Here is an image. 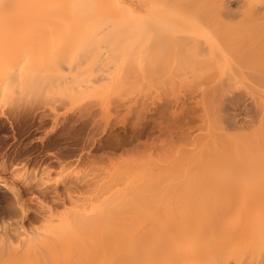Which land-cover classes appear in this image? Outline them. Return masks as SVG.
Listing matches in <instances>:
<instances>
[{
  "label": "rangeland",
  "instance_id": "1",
  "mask_svg": "<svg viewBox=\"0 0 264 264\" xmlns=\"http://www.w3.org/2000/svg\"><path fill=\"white\" fill-rule=\"evenodd\" d=\"M124 1L131 6L133 13L128 11L125 6H116L114 0H91V7L86 12L78 10L79 13L77 15L67 18L66 15H63L61 11L63 9L61 8H74L72 0H37L36 7L39 9H55L54 11L60 15L55 18V21L43 22L35 19L33 23L39 24L43 22L46 26L51 27L54 32L58 33L75 27L80 33L87 35L81 36L78 45L67 47L68 50H75L72 56H67L61 55L63 48L66 47V42L51 41V46H48L49 43L46 38L48 31L39 33L35 36V45L41 50L36 54L35 58H46L45 62L51 60V58H91L90 61L94 59V62L91 63L89 61L91 64L88 67L90 68L85 70V74H83L84 72L82 73L83 76L79 75L81 77L85 76L83 78L85 84H82V86L87 85L88 88L83 87V89L88 92L80 93L79 96H77L79 93L77 95H75L76 93H71L73 95L69 96H73L72 98L77 96L76 98L79 97V99L74 98L76 100H73L71 98V100L68 96H63L64 92H60L63 97L56 92L50 93V95H43L42 97L38 96L41 99L34 94H23V99H20L22 97L20 95L17 99L18 101L16 100L17 97L0 99V180H5L9 187L12 185L16 189H21L20 200L22 201V209L25 208L24 214L26 215H23V213L16 215L8 211L5 208L7 204L5 196L2 194L0 195V227L5 228L9 225L11 227L12 224L18 223L21 224L23 230L25 229V233L29 236L46 234L52 238L56 234H52L53 228L58 227L63 221L75 220L74 216H77L78 211L82 214L83 210H85V219L88 225H86L87 228L83 226L85 227L84 233H80L79 236L76 234L78 237L75 235L76 242L65 248L56 247L44 251V254L38 253L39 257L35 256L37 259H34V261L31 259L33 262L27 259L31 264H67L66 262H72V264H194L199 260L197 258L199 252L214 256L213 253L215 251L213 252V249L218 248V245L219 248H222L223 258L221 259L234 261L236 255L240 253V249L235 247L234 243L228 241L223 244V239L219 237L220 233L218 232V234H214L215 237L212 235L213 233H207L206 239H209V241H206L200 247V251L190 260L179 256L178 251L182 246L189 249V247L194 245L193 241L196 237L193 235L178 237L175 233L165 232L166 228L176 225L182 227L192 225V221L196 219L193 209L198 212L199 208H202V211L198 212V215H202L201 213L205 211L204 208L207 211L209 208L210 211V209L213 210L214 208H221L222 205L225 206L222 196H218L220 200H216L217 198L212 200L208 197L212 201L206 199L204 202L206 204L203 203L204 205H198V202H196L194 205L190 204L188 206L186 203L164 207L161 211L159 210L160 212L156 211V213L154 211L156 214L139 218L132 217V212L130 213L128 210L130 206L126 208L124 205L126 200L128 202L133 197L134 194L131 192L136 189L134 187L145 184L148 177L150 178V171L155 168V165L158 166L156 163L161 164V162H166L164 160L173 158L171 155L172 151H176H174L175 156L181 153L182 147L186 145V148L183 149H187L188 145L189 149L195 148L200 145L201 141L204 142L209 140V138L213 141V137L219 130L218 126L216 127L219 124H216L218 121L214 117L213 120L215 121L212 120V117L208 118L212 114H208V111H205L202 92L200 93L202 91L201 85H199L200 83L196 84V82H204L205 76V79H208L215 76V74H211L209 71L212 70L208 69V67L206 68V66L205 70L203 65L200 69L202 71L198 70L199 72L197 73L194 71L192 74L189 72L191 76L188 75L191 78L190 82L187 75H183L186 73V68H184V62L182 63L181 61L183 58H189L185 62L187 63L186 67H189L188 64L195 61V59L193 60L192 57L185 53L186 49L183 51L181 43L169 41L170 43L165 47L161 55L163 58H159L158 61L167 62L164 59L170 60L168 57L177 52L176 57L172 56L174 58L170 60L174 61V64L172 66V62L170 64L168 61L169 66L172 67L168 66L170 70L165 72V77L161 73L160 77H163L162 80H160L159 76V81H157L158 78L154 79L151 76L153 72L150 73V65L157 64L158 66L159 62L155 63L153 61L154 58L151 61L150 0ZM185 2L180 5L178 15L185 19H190L195 13L191 7L184 5ZM174 4L177 5V2L172 5ZM172 9L174 11L175 6ZM106 12L109 16H107L108 14H103ZM109 29H113V34L116 38L114 46H106L103 41L93 37L95 34L106 32ZM89 38H94L95 42L92 39V43L89 42ZM97 58H102V60L103 58H115V62L116 58H120V60L117 59L119 61L116 62L115 66H112L113 59H110L112 63H104L106 60L104 62H101L102 60L96 61ZM178 58L182 59L180 60L181 63H178ZM155 59L157 61V58ZM199 59L202 58H198L197 61ZM166 62L164 63L166 64ZM203 62L202 64H204ZM176 64L179 68L183 66L184 71L181 68H176ZM162 66L164 68V64ZM174 68L175 70L178 69V71H174ZM179 70L185 73L182 74ZM172 71L177 74L174 75ZM194 73H200L202 76L204 74L205 76L202 77L195 74L194 76L196 77H194ZM169 75L172 77H170L171 83L168 78ZM178 75H182L184 78L182 76L180 78ZM78 78L77 80H80ZM110 78L113 81L110 80V82L108 80ZM182 78L185 85L182 81H178ZM186 78L187 80H185ZM166 79L169 83L166 82ZM173 79L178 82L173 81ZM81 81L82 79L78 82ZM103 81L106 82L103 84L102 89H98L100 88L99 84L104 83ZM112 82L113 84H111ZM162 82L163 85L166 84L165 86L167 87L168 85V87L163 86ZM172 82H175L174 85L176 87L173 86ZM96 84L98 86L93 89V85ZM171 84L172 86H169ZM239 85L241 89L238 90H242L241 93H245L246 97L261 99L260 96L263 93L260 90L261 88L253 90V87L245 85L246 88L241 83ZM82 86H80V89ZM178 87L180 88L178 89ZM194 88L196 91L193 90ZM89 89L94 93L89 92ZM96 89L103 92L96 93ZM175 90L178 95L183 93L188 95L187 93L191 90V96H188L193 100L188 96H184L185 94L181 96L187 97V100H185L187 102L186 106L189 109H195L197 112H195L194 116V118L198 116L195 118L197 120L195 125L198 124L197 126L199 127V123L202 124L197 129L195 125H192L195 120L192 121L191 125L195 126L196 128L194 129L198 131L190 132L193 129L188 130L190 134H183L180 130L178 132L176 130L177 133H172L173 136L172 134H168V136L162 133L161 135L154 124L157 123L155 125L157 127L159 125L161 128L164 127L163 124L167 126L170 117L172 118V111L180 110L183 103L174 104V106L169 108L171 111L166 109L164 114L159 115V111L162 108L161 104L164 101L162 99ZM157 91L160 95H158ZM88 93L91 94L88 95ZM161 93H164V95ZM193 93L195 94L194 96ZM81 94L84 96L81 97ZM25 98L28 99L26 100L28 103H26ZM33 98L37 100H33ZM20 101L23 102L21 103ZM31 101L32 104L35 103L36 105L32 106ZM15 105H18V110ZM86 105L87 107H85ZM33 108L37 110V113L43 111L46 113L52 112L50 116L56 113L57 120L52 119L53 116H48L51 120L45 125L40 124L39 120H20L19 112L26 109L33 110ZM67 115L71 116L68 120L65 119ZM167 115H170L169 119ZM18 116L19 119L17 120ZM15 117L16 119H14ZM154 119L157 121L155 120V122ZM150 132L155 134L152 135ZM153 138L157 140L154 141ZM169 140L170 143L176 142L175 145H172V143L169 145ZM194 141L198 143H194ZM164 142L165 144H163ZM167 144L169 146H164ZM193 144L196 146H193ZM158 154H160L162 161L159 159L160 156ZM152 160L154 161L152 162ZM69 192L73 197L69 195ZM72 198H75L74 200L76 201ZM121 203L124 205L122 210L124 212L121 211L120 213H124L127 216L118 217L120 213H117L116 217H109L111 216L109 212L112 209H115L112 210L114 212L122 208ZM119 204H121L120 207H117ZM152 209H154V206ZM101 210L108 214L102 218H100L101 216L98 217V214H101ZM151 213H153L152 210ZM14 216L15 218L17 216L18 221L15 220ZM21 221L22 223H20ZM243 221L244 218H236L233 215L224 218V222H230L232 225L242 224ZM201 223L208 226L211 225L209 220H204ZM51 235L53 236L51 237ZM213 241L214 244L212 243ZM215 241L217 242L216 246ZM20 244L21 242H15L17 246H20ZM31 258H34V256ZM259 260L258 257H255L252 260L253 263L246 264H259L257 263ZM203 264H219L218 257L211 258L203 262Z\"/></svg>",
  "mask_w": 264,
  "mask_h": 264
},
{
  "label": "bare ground",
  "instance_id": "2",
  "mask_svg": "<svg viewBox=\"0 0 264 264\" xmlns=\"http://www.w3.org/2000/svg\"><path fill=\"white\" fill-rule=\"evenodd\" d=\"M184 1H186L184 5L194 10L195 14L190 19H185L178 15L180 5ZM36 2L37 0H0V99L17 97V100L20 95L22 96L20 99H23V94H34L37 97H42L43 95H50V93L53 94L56 92L61 95L60 92H64L63 96L69 97L75 93V95L79 93L77 96H79L80 93H87L88 91L86 92L83 89V87L86 88L87 85L82 86V84H85L83 81L85 76H81L86 73L85 70L90 68L88 66L94 62V59L90 61L91 58H51V60L45 62L44 60L46 58H35L36 54L41 50V48L35 45V36L39 33L48 31L46 36L49 43L48 46H51V41L54 42L58 40L66 42V47L63 48L61 55L67 56H72L75 51L74 49L68 50L67 47L78 45L81 36H86L87 34L80 33L75 27L68 28V30H64L61 33L54 32L51 27L46 26L43 22L55 21V18L60 14L55 12V9H39L36 7ZM114 2L116 6H125L128 8V11L134 12L131 6L127 5L124 0H114ZM175 2H177V5H172ZM72 3L74 8H61L63 9L61 10L63 15H66L67 18L77 15L80 10L86 12L91 7V0H72ZM174 6L175 9L173 11L172 7ZM103 14L107 15L108 13L106 12ZM107 16H109V14ZM35 19H39L43 22L35 24L33 23ZM113 33V29H109L106 32L95 34L93 37H97L99 40L103 41V44L106 46H114L116 38ZM94 38H89V42L92 43L91 39L93 40ZM169 41L181 43L183 51L186 49L185 53L192 57L193 60L195 59L192 63H189L191 61L188 62L189 67H186L187 63H185L189 58H183V60L178 58L179 61L177 60L178 63L184 62L186 73L181 70L179 71L180 73L182 72V74L185 73L183 75H187L189 80L191 79L189 72L192 74L194 71L196 73L202 71L200 69L203 65L204 69L206 66V68L208 67V69L212 70L209 71L211 74H215V76L212 75L213 77L208 79H205L206 76L203 74V76H205L204 82H196V84L200 83L199 85H201L202 91H200V93L202 92V101L205 106V111H208V114H212V116L210 115L208 118L212 117L213 120L214 117V119L218 121L216 124L219 123L216 125L219 129L217 132L218 134L215 132L216 137H213V141L210 140V138V141L205 140L209 142L207 144L205 141H201L205 143L204 145L201 142L199 146L193 144V146H196L195 148L189 149L188 145L187 150L183 149L186 148L187 145L185 147L181 146L182 152L175 156V150L172 151V154L170 152L173 158L164 160L166 162H161V156L158 154L160 158L159 156L157 157L161 160V164L156 163L158 166L155 165L154 169H150V178L148 177L147 179L148 183L143 180L145 184L134 187L136 189L133 188L135 193L131 190V193L134 195L128 202L126 200V204L124 203V205L126 208L130 206L129 208L132 210L129 208L128 210L130 213L132 212V217L139 218L150 214H156V211L160 212L164 207L167 208L168 206L186 203L188 206L190 204L194 205L196 202H198V205H204L206 204L204 203L206 199L211 198L213 200L214 198L215 200V198H217L216 200H220L218 196H222L223 202H225L223 203L225 206L222 205L223 208L221 206V208L210 209V211L209 208L208 211L204 208L205 211L201 213L202 215H198V212L202 211V208H199L198 212L193 209L196 219L192 221V225L188 227L176 225L165 229V232L175 233L178 237L190 235L196 237L193 241L194 245L189 247V249H186L184 246L180 248L178 251L179 256H183L190 260L200 251V247L205 244L206 241H209V239H206L207 233H213L212 235H214L218 232L221 234H219V237L223 239V244H225V241L226 243L228 241L234 243L235 247L240 249V253L237 251L239 254L236 255V259L234 261L221 259L223 258L221 253L222 248H219L218 245V248H215V250L213 249V252L215 251V253H213L214 256L199 252V254H197L199 260L194 264H203V262L214 257H218L219 264L253 263L252 260L255 257L260 259L257 263L264 264V0H150L151 61L152 58H157V61H155L156 59H153V61L158 63V59L163 58L161 55L165 47L170 43ZM176 53L168 58L172 60V58H174L172 56L176 57ZM196 58L202 59L197 61ZM97 59L96 61L102 60V58ZM110 59L114 60L115 58H103L101 62L109 60L108 62H104L109 63L111 61ZM117 59L120 60V58H116V62L119 61ZM164 60H167V62L169 61L170 64L172 62L171 65L173 66L174 61H170L167 58ZM180 60L182 61L180 62ZM89 61L91 63H89ZM112 62H110L112 66H115V60ZM161 62H159L160 65L158 64V66L157 64H152L154 67L150 65V73L153 72L151 76L154 79H157L159 76V78H161L160 80H162L163 77H160V74L162 73L164 76L166 74L165 72L172 67L169 66V62L168 64L166 61H163L162 64ZM164 62H166V64ZM202 62L204 64H202ZM163 64L164 68L162 66ZM182 67L180 68L184 71ZM176 68L180 69L177 67V64ZM178 69L175 70L174 68L173 70L178 71ZM174 71H172V73L176 75L177 73L175 74ZM196 73H194L193 76ZM196 75L200 76L201 74L198 73ZM170 77L171 75L168 77L171 83L172 77ZM77 78L80 80L82 79V81L78 82L80 80H77ZM159 78L157 81H159ZM183 78L178 81H182L184 84ZM108 80L110 81L112 78ZM185 80H187V78ZM195 80L197 79L195 78ZM173 81L175 80L173 79ZM105 82L101 84H99L100 82L97 83L100 86L98 89H102ZM166 82H168V80ZM175 82L172 83L173 86L176 87V85H174ZM240 83L247 87H253V90L255 88H261L260 90L263 92L261 93L263 96H260V100L259 98L253 99L246 97L244 95L245 93H241L242 90H238L241 89ZM97 84L93 85V89L98 86ZM111 84H113V82ZM80 86H82L81 89ZM169 86H172V84ZM104 87L106 86L104 85ZM179 88L180 87H178V89ZM190 88L192 89L191 86ZM193 90H195V88ZM90 91L94 93L91 89H89V92ZM190 91L187 93L188 95L192 93ZM95 92L100 93L103 91H98L96 89ZM175 92L176 90L168 93L163 99L159 96V98L164 100L161 104L162 108L159 111V115L164 114L166 109L174 106V104L183 102L180 110H178L179 112L175 110L172 111V118L170 117V119V115H167L169 119V124L167 126L163 124V128L159 125L157 127L155 125L157 123L155 122L158 118H156L157 120L154 119V121L156 120L154 126L159 130L160 134L162 133L163 135L174 134L176 130L177 132L180 130L183 134L189 133L188 130L190 131L192 129L193 130L190 132H195V130L201 127L200 124L202 123H199V127L197 126L198 124L195 125V122H197L195 118L198 117L196 116L194 118L196 111L193 108L189 109L185 101L187 97L181 96L184 94V96L188 95H186V93L178 95V93L176 94ZM91 93H88V95ZM164 93L161 94L164 95ZM158 95H160V93H158ZM194 95L193 93V96ZM83 96L84 95L81 94V97ZM193 96L192 98H194ZM41 97L38 98L41 99ZM72 97L73 96L69 98L71 99ZM76 97L74 96V98ZM74 98L72 99H79V97L76 99ZM34 99L37 100L36 98H33V100ZM26 100L28 99L25 98V101ZM26 103L28 102L26 101ZM31 105L33 106L36 104H32L31 101ZM87 105L85 107H87ZM15 107L17 109L18 105H15ZM44 112L45 111L37 113V110L34 108L33 110L26 109L19 112V116L21 118L20 120H39V123L42 125L50 122L51 118H48V116H53L52 119L57 120L56 113L50 116L52 112H45L46 114ZM166 117L164 118L166 119ZM70 118V115L65 116L67 120ZM14 119H16V117ZM192 121H194V123ZM191 124L195 125L197 129H194L196 127ZM154 134L155 133L152 135ZM160 134H158V136H160ZM214 138H216V140H214ZM165 142L163 144H165ZM168 142L170 143V140ZM195 142L197 141H194V143ZM171 143L169 145H171ZM175 143H172V145H175ZM169 145L167 144L164 146ZM157 149H159V147H157ZM153 161L154 160H152V162ZM11 186L9 187L5 180H0V195L4 194L7 203L5 208L16 215H20L21 213L25 215V208L22 209V201L20 200V196L22 195V193L20 195L21 189L19 190ZM69 195H71L70 192ZM71 196L73 197V195ZM211 199L209 200L212 201ZM121 204L122 208H117L119 210L116 209L117 211L114 212H112V210L115 209H112L109 212L111 215L109 217H116V214L124 209L123 203ZM121 204L117 207H120ZM153 206L155 210L152 209ZM113 207L115 208V206ZM151 210L153 213H151ZM83 211L85 212V210ZM84 212L81 214V212L79 213L78 211L77 216H74L75 220L63 221L58 227L53 228L52 234H59L58 236L51 235V237L53 236V240L46 234L33 235V237L29 236L25 233V229L23 230L21 224L18 223L12 224L11 227L10 225L5 228L0 227V264H25V262L31 264V259L34 261V259H37L35 256L37 255L39 257L40 253H45L44 251L56 247L65 248L74 244L76 242L75 237L77 235L79 236L80 233H84L85 231L83 230L85 227L87 228L86 225H88ZM193 212L191 211V213ZM107 214H105L104 210H101V214L99 213L98 217L101 216L100 218H102ZM231 215L236 218H244V221H246L236 225H232L230 222H224V218ZM120 216L126 217L127 215L120 213L118 217ZM15 220L18 221L17 216ZM204 220H209L211 225L208 226L201 223ZM20 223H22V221ZM15 242H21L20 246L15 245ZM212 243L214 244V241ZM216 243L215 241V246L217 245ZM32 256H34V258H31ZM251 257L253 258L249 259ZM212 262L214 263L213 260ZM66 263L72 264V262Z\"/></svg>",
  "mask_w": 264,
  "mask_h": 264
}]
</instances>
